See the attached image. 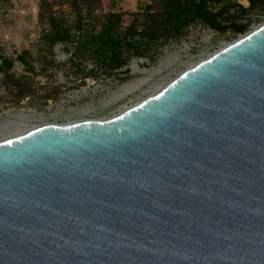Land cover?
I'll list each match as a JSON object with an SVG mask.
<instances>
[{
    "label": "water",
    "instance_id": "water-1",
    "mask_svg": "<svg viewBox=\"0 0 264 264\" xmlns=\"http://www.w3.org/2000/svg\"><path fill=\"white\" fill-rule=\"evenodd\" d=\"M0 264H264V23L116 116L1 140Z\"/></svg>",
    "mask_w": 264,
    "mask_h": 264
},
{
    "label": "rangeland",
    "instance_id": "rangeland-1",
    "mask_svg": "<svg viewBox=\"0 0 264 264\" xmlns=\"http://www.w3.org/2000/svg\"><path fill=\"white\" fill-rule=\"evenodd\" d=\"M149 2L150 12L136 10L131 0H0V130L23 121L40 124L32 120L40 114L49 123L113 116L150 94L154 83L175 78L193 62L264 23V7L238 15L239 23L249 25L245 33L233 28L218 32L194 23L183 39H162L114 71L95 56H75V44L50 47L44 39L51 15L75 28L80 10L86 31L100 28L109 13L122 15L125 31L142 29L159 10V0ZM238 2L249 6L247 0ZM2 56L12 62L9 75ZM131 88L133 92L123 94ZM85 109L90 111L81 113Z\"/></svg>",
    "mask_w": 264,
    "mask_h": 264
},
{
    "label": "trees",
    "instance_id": "trees-1",
    "mask_svg": "<svg viewBox=\"0 0 264 264\" xmlns=\"http://www.w3.org/2000/svg\"><path fill=\"white\" fill-rule=\"evenodd\" d=\"M247 2L248 7L237 0H159L158 12L150 15L142 29L133 27L127 31L122 26L121 14H107L100 28H92L90 31L84 29L82 10L78 14L79 22L75 28L67 21L51 15V26L44 39L50 47L56 44H75V56H95L114 71L126 66L131 55H142L144 50L162 39H183L194 23H202L218 32L233 28L238 33H245L249 25L239 23L238 15L264 7V0ZM152 9L149 5L146 7L149 12ZM1 59L9 75L12 62L4 56ZM19 60L28 64L23 56Z\"/></svg>",
    "mask_w": 264,
    "mask_h": 264
},
{
    "label": "bare ground",
    "instance_id": "bare-ground-1",
    "mask_svg": "<svg viewBox=\"0 0 264 264\" xmlns=\"http://www.w3.org/2000/svg\"><path fill=\"white\" fill-rule=\"evenodd\" d=\"M227 45H229V44H227ZM227 45H226V46H227ZM223 48H224V47H223ZM221 49H222V48H221ZM216 52H218V51H216ZM212 55H213V54H209L207 57H205V58H201L199 61H195V62H193L191 65L187 66V68H186L185 70L191 68L192 66H194V65H196L197 63H199V62H201V61L207 59L208 57H210V56H212ZM176 62H177V61H176ZM177 64H178V63H177ZM180 64H184V63L181 61ZM174 66H175V65H174ZM171 67H172V66H171ZM182 72H184V71H180V72L176 75V77H177L178 75H180ZM176 77H175V78H176ZM173 79H174V78L170 79L169 81H164V82L159 81V82L154 83V84L152 85V87H151L152 90L150 91V92H151L150 94H148V95H147L146 97H144V98L139 99L136 103H133L131 106L124 107L123 109H121V110L119 111V113H117V114H115V115H113V116H116V115L120 114L121 112H123V111L126 110L127 108H130V107H132V106L138 104V103L141 102L142 100L146 99L147 97H149V96L155 94V93L158 92L160 89H162L165 85H167L169 82H171ZM135 89H136V88H135ZM132 90H133L132 88H131V89H126L125 91H123V94L125 95V94L128 93L129 91L133 92ZM144 92H147V90L144 91ZM117 98H119V96H118ZM117 98H116V99H117ZM92 109L94 110L95 108H92ZM88 111H90V109H85V110H83L81 113H86V112H88ZM57 115H60V112H59L58 114H54L53 116L56 117ZM32 120H35V121H37V122H41V123H40V124H32V125H31V124H30L31 121H23V122L17 123V124L14 125V126L3 128V129L0 130V135H2V136H0V141L3 140V139H7V138H9V137H13V136L19 135V134H21V133H24V132H26V131H29V130L35 128V127L42 126V125H47V124H51V123L48 122V119L45 118V115H44V114L35 115V116L33 117ZM54 123H55V122H54Z\"/></svg>",
    "mask_w": 264,
    "mask_h": 264
},
{
    "label": "crops",
    "instance_id": "crops-1",
    "mask_svg": "<svg viewBox=\"0 0 264 264\" xmlns=\"http://www.w3.org/2000/svg\"><path fill=\"white\" fill-rule=\"evenodd\" d=\"M113 1L115 2L116 0H113ZM131 1H134L136 10H141V11L146 9V7L150 3L149 0H131Z\"/></svg>",
    "mask_w": 264,
    "mask_h": 264
}]
</instances>
